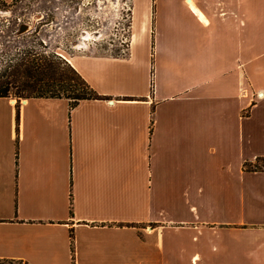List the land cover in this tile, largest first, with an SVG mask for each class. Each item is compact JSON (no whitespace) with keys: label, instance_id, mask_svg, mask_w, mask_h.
<instances>
[{"label":"crops","instance_id":"obj_1","mask_svg":"<svg viewBox=\"0 0 264 264\" xmlns=\"http://www.w3.org/2000/svg\"><path fill=\"white\" fill-rule=\"evenodd\" d=\"M131 5L125 51L59 53L105 98L0 97V259L264 264L250 0Z\"/></svg>","mask_w":264,"mask_h":264},{"label":"rangeland","instance_id":"obj_2","mask_svg":"<svg viewBox=\"0 0 264 264\" xmlns=\"http://www.w3.org/2000/svg\"><path fill=\"white\" fill-rule=\"evenodd\" d=\"M250 11V35L263 37L264 0H250ZM131 24V0H0V71L26 50L120 54ZM263 44L260 39L251 49Z\"/></svg>","mask_w":264,"mask_h":264},{"label":"trees","instance_id":"obj_3","mask_svg":"<svg viewBox=\"0 0 264 264\" xmlns=\"http://www.w3.org/2000/svg\"><path fill=\"white\" fill-rule=\"evenodd\" d=\"M42 19H45L44 15ZM11 95L19 99L66 98L71 106L84 99L105 98L67 59L47 49L18 52L6 60L5 67L0 71V97ZM257 163H262V166ZM244 166L248 170H264V157H258L255 163L246 162ZM4 263L22 264L13 259H0V264Z\"/></svg>","mask_w":264,"mask_h":264},{"label":"bare ground","instance_id":"obj_4","mask_svg":"<svg viewBox=\"0 0 264 264\" xmlns=\"http://www.w3.org/2000/svg\"><path fill=\"white\" fill-rule=\"evenodd\" d=\"M23 31H24V30H22V32H23ZM88 34H89V33H88ZM91 35H92V34H91ZM87 36H88V35H87ZM87 36H86V37H87ZM84 37H85V36H84ZM85 45H86V44H85ZM79 47H80V46H79ZM82 48H83V47H82Z\"/></svg>","mask_w":264,"mask_h":264},{"label":"built area","instance_id":"obj_5","mask_svg":"<svg viewBox=\"0 0 264 264\" xmlns=\"http://www.w3.org/2000/svg\"><path fill=\"white\" fill-rule=\"evenodd\" d=\"M23 264H29V263H23Z\"/></svg>","mask_w":264,"mask_h":264},{"label":"water","instance_id":"obj_6","mask_svg":"<svg viewBox=\"0 0 264 264\" xmlns=\"http://www.w3.org/2000/svg\"><path fill=\"white\" fill-rule=\"evenodd\" d=\"M21 34V33H20Z\"/></svg>","mask_w":264,"mask_h":264}]
</instances>
